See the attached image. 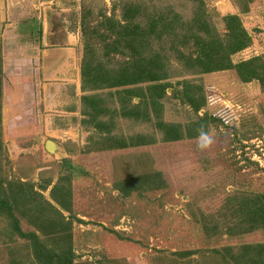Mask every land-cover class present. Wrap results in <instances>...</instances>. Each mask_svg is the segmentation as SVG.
<instances>
[{"label": "rangeland", "instance_id": "rangeland-1", "mask_svg": "<svg viewBox=\"0 0 264 264\" xmlns=\"http://www.w3.org/2000/svg\"><path fill=\"white\" fill-rule=\"evenodd\" d=\"M203 2L204 15L192 0H0L1 185L29 183L60 210L44 207L52 219L37 233L74 252L72 264H233L222 247L264 244V226L239 232L264 195V89L235 68L198 72L175 58L182 33H200L202 21L213 44L227 43L234 14L249 42L229 59L264 63V0ZM126 19L169 23L151 49L165 55L171 83L202 92L200 110L175 95L177 83L158 102L137 88L146 83L83 85L85 59L124 67L125 40L109 29ZM54 186L68 211L52 200ZM10 233L0 215V264H35L29 243Z\"/></svg>", "mask_w": 264, "mask_h": 264}, {"label": "trees", "instance_id": "trees-1", "mask_svg": "<svg viewBox=\"0 0 264 264\" xmlns=\"http://www.w3.org/2000/svg\"><path fill=\"white\" fill-rule=\"evenodd\" d=\"M192 1L196 5V12L204 15L206 10L203 0ZM130 11L133 10L127 8L125 12ZM176 17H180L179 14L176 13ZM108 20L111 21L110 18ZM126 20V22H119L117 25L114 23V26L119 27V29H112L114 26L109 29L112 31L110 36L115 35V38H117L114 41H118L121 38L125 40L123 48L128 50V59L123 62L124 67L116 74V71L112 69L104 70L101 67L99 68V66H91L90 62L85 59L82 69L83 85L86 86L87 84L94 88L97 87L96 85L114 87L146 83L145 87L137 88L146 89L150 92L151 101L158 102V98L165 95L167 88L181 84L182 89H175V95L187 102L194 110H200L204 104L202 92L190 87L194 85L187 86L188 82L186 80L171 83L169 81L171 75L166 66L167 62L164 60L165 55H161L156 50L153 51L151 49L153 36L161 39L171 34L170 29H168L170 27L169 23L166 20L158 19H152L150 22L142 21L144 23ZM225 21L230 29V39L227 43L217 42V44H213L208 39L206 31L208 22L202 21L204 27H199L198 31L200 33H194L189 37L188 34L182 33L181 45L175 48V58L187 69L193 68L198 72L235 68L242 80L246 81L256 78L264 89V63L261 62V58L254 57L238 61L237 63H232L229 59L230 54L244 48L248 44L249 37L236 15H226ZM114 41L111 44L116 45L114 50L118 51L119 43ZM191 44H195L199 49L194 55L184 50V46L189 47ZM138 47H142V50ZM186 88H189V90ZM124 91L131 94L134 88ZM142 96L144 97L143 94ZM84 98L87 102L91 101L93 106L97 103L96 99H98L95 98L93 100L92 97ZM208 118L211 120L215 119L213 116H208ZM52 190V200L60 209L68 211V199L58 196L55 192L56 186ZM254 201L256 206L251 212H248V223L241 227L240 233L249 232L259 226H264V195L254 197ZM44 207L54 213L60 212L53 203L44 199L41 192L34 190L29 183L11 181L8 183L7 191H3L0 180V215L6 218L9 231L12 234L25 239L29 243L32 261L35 264H72L75 256L74 252L50 249L43 243L37 233L43 232L46 224L51 222L52 219L50 216L42 217L41 210ZM29 217L32 218V221L28 220ZM20 218L26 219L35 230H24L21 226ZM222 250L231 252L233 264H264V244H243L239 247L225 246L222 247ZM181 254L188 255L191 254V251Z\"/></svg>", "mask_w": 264, "mask_h": 264}, {"label": "clouds", "instance_id": "clouds-1", "mask_svg": "<svg viewBox=\"0 0 264 264\" xmlns=\"http://www.w3.org/2000/svg\"><path fill=\"white\" fill-rule=\"evenodd\" d=\"M200 140H201V143L199 144V147L201 148H206L211 143L210 137L204 132L200 133Z\"/></svg>", "mask_w": 264, "mask_h": 264}, {"label": "water", "instance_id": "water-1", "mask_svg": "<svg viewBox=\"0 0 264 264\" xmlns=\"http://www.w3.org/2000/svg\"><path fill=\"white\" fill-rule=\"evenodd\" d=\"M46 147H47L48 150H51V149H52L51 143L48 142V143L46 144Z\"/></svg>", "mask_w": 264, "mask_h": 264}]
</instances>
